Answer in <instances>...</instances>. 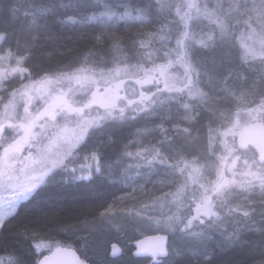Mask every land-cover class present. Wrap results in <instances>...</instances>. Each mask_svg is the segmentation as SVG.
<instances>
[{"label":"rangeland","instance_id":"obj_1","mask_svg":"<svg viewBox=\"0 0 264 264\" xmlns=\"http://www.w3.org/2000/svg\"><path fill=\"white\" fill-rule=\"evenodd\" d=\"M239 4L254 12V29H236L246 23L244 14L234 11ZM209 6L213 9L207 11ZM149 8L157 17L153 30L119 43L104 55L88 56L84 66L21 85L0 104V233L18 204L40 187L147 167L149 160H128L130 152L118 156L115 163L105 160L112 158L108 151L102 157L115 129L139 123L143 115L174 103L186 83L192 86L189 96L218 94L233 63L264 56V0H204L200 4L197 0H149ZM161 58L164 63L158 64ZM157 67L165 68L166 84L142 88L146 97L140 102L86 107L92 91L122 79L128 80L127 100L137 99L138 87L132 80L158 73ZM254 118L252 114L220 115L201 123L191 135L163 144L160 149L166 160L182 168L195 167V174L185 168L184 180L175 189L126 211L107 212L65 234L82 239L83 255L90 264H149L132 255L131 244L150 234L169 237L168 256L159 264L186 254L207 255L211 245L233 247L240 230L232 226L231 232L223 233L231 215L223 203L245 201L248 207L251 189L264 188V181L260 182L264 164L250 162L248 151L235 147L240 126ZM241 160L246 162L241 165ZM219 192L220 199L214 202L212 195ZM40 238L31 236V243L48 248ZM112 244L121 249L115 259L108 257Z\"/></svg>","mask_w":264,"mask_h":264},{"label":"trees","instance_id":"obj_2","mask_svg":"<svg viewBox=\"0 0 264 264\" xmlns=\"http://www.w3.org/2000/svg\"><path fill=\"white\" fill-rule=\"evenodd\" d=\"M156 24L149 0H0V104L21 85L84 66L88 56L104 55L119 43L153 30ZM234 64L220 93L189 96L192 86L186 83L174 103L143 115L139 123L115 129L102 157L108 151L112 158L105 160L115 163L118 156L130 152L128 160H149L147 167L57 182L38 188L19 203L1 228L2 264H36L56 246L74 248L85 259L82 239L65 234L70 228L175 189L184 180L185 168L195 174V167L182 168L166 160L160 149L163 144L191 135L201 123L224 114H252V121L264 123V57ZM244 151L250 154V162L256 161L252 150ZM239 162L242 165L246 160ZM219 194L212 195L214 202ZM246 202L250 206L245 201L223 203L231 214L223 233L231 232L232 226L240 230L233 247L211 245L207 255L186 254L169 264L264 263V188H252ZM31 236L41 237L48 248L31 243Z\"/></svg>","mask_w":264,"mask_h":264},{"label":"water","instance_id":"obj_3","mask_svg":"<svg viewBox=\"0 0 264 264\" xmlns=\"http://www.w3.org/2000/svg\"><path fill=\"white\" fill-rule=\"evenodd\" d=\"M159 76L165 84V69L158 68ZM139 86L149 83V76L142 81H136ZM124 81H120L111 90H121ZM109 89L100 93L105 96ZM236 146L239 149L250 148L253 150L258 162H264V123L254 121L241 127L235 138ZM168 254V236L165 234H152L138 239L134 244L133 256L135 258L162 260ZM109 258L115 259L121 256V249L117 244H112ZM37 264H90L84 260L78 252L71 247L58 246L48 254L43 255ZM264 264V263H262Z\"/></svg>","mask_w":264,"mask_h":264},{"label":"flooded vegetation","instance_id":"obj_4","mask_svg":"<svg viewBox=\"0 0 264 264\" xmlns=\"http://www.w3.org/2000/svg\"><path fill=\"white\" fill-rule=\"evenodd\" d=\"M203 1L204 0H197L198 4H200ZM206 1H212V0H206ZM248 5L249 4H247L246 6H248ZM195 7H196V5H195ZM209 8L213 9L212 6H209ZM234 11L242 12L244 14L242 16V18H243L242 22L246 21L245 25H243L242 28L236 27V29H244V28L249 29L250 26H251V28L254 29L253 18H252V17H254V14H253L254 12H250L249 9L246 10L245 6L240 5V4H239L238 10H234ZM246 11L248 12V14H246ZM250 44H252V43H250ZM160 84H161V77H159L158 73L153 72L152 74H149V89H153L156 86H159ZM112 87H105V88H109V90H110V91H107L105 96L100 95L101 90L96 89V90L92 91L90 101H88L86 105H88V107H89V106H95V105H104L106 103L116 104L118 101H126L127 104H131L132 102L135 101V100H127V95H126V92L124 91V87H125L124 85L122 86L121 90H119V91H115V90L111 91ZM138 92L139 93H138V97L136 100H142L146 97V96H144V93L142 92L141 88H138ZM198 225H201V224H197V226ZM142 260L147 261L149 264H159L162 261V260H152V259H142Z\"/></svg>","mask_w":264,"mask_h":264},{"label":"bare ground","instance_id":"obj_5","mask_svg":"<svg viewBox=\"0 0 264 264\" xmlns=\"http://www.w3.org/2000/svg\"><path fill=\"white\" fill-rule=\"evenodd\" d=\"M233 65H235L234 63L232 64V67H233Z\"/></svg>","mask_w":264,"mask_h":264}]
</instances>
